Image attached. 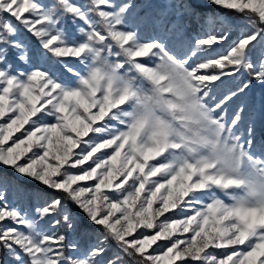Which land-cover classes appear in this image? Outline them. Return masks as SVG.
Instances as JSON below:
<instances>
[{
    "label": "snow or ice",
    "instance_id": "6c2138e0",
    "mask_svg": "<svg viewBox=\"0 0 264 264\" xmlns=\"http://www.w3.org/2000/svg\"><path fill=\"white\" fill-rule=\"evenodd\" d=\"M257 44L264 0H0V264H264Z\"/></svg>",
    "mask_w": 264,
    "mask_h": 264
},
{
    "label": "rangeland",
    "instance_id": "374dc122",
    "mask_svg": "<svg viewBox=\"0 0 264 264\" xmlns=\"http://www.w3.org/2000/svg\"><path fill=\"white\" fill-rule=\"evenodd\" d=\"M210 6H212V5H210ZM233 21L235 22L237 20H233ZM13 23L15 24L16 21L13 20ZM17 26L19 27V25H17ZM66 26L69 29L73 28V25L71 24V20L70 19L67 21ZM197 30H198L197 23L195 21H193L192 22V27L190 29V32L196 33ZM20 38L25 40V41H27L31 45L32 53H33V64L36 65V66H39L41 64V62H42V53H43L44 50L40 48V45H39L38 41L33 36H31L27 31H25L22 27L20 28ZM77 38H79V37H77ZM34 42H37V45H38L37 47L34 44ZM261 47H264V44H257V48H256L255 51H259V49ZM227 48H228V44L226 43L225 45H222L220 47V52L226 51ZM9 60H11L13 62V69L12 70L14 72L17 70V68H20L21 70H26V66L25 65H22L18 61H16L15 53L10 52ZM51 62H52V58L49 56V57H47V60L44 61V64H45V66H48V64H50ZM70 62L73 63V64L76 63L74 61H70ZM56 67L59 69V65H56ZM61 70L62 69H60L58 74L61 76L62 79H66V80H72L73 79L68 74L62 73L63 71H61ZM243 78H245V77L237 76V77H233V78H225L224 82L220 86L219 90L221 92H223V91H226L227 89L235 88L237 86V84L240 82V80L243 79ZM258 88H260V89L258 90ZM247 99L250 102V104L256 109H260V108L264 107V85H261V84L257 83L256 81H253V86H252L251 90L248 93ZM233 107H234V105H233ZM43 119L48 120L49 118L48 117H43ZM263 126H264V122H258V124H257V138H258V140L259 139H264V136L262 137V135H261V132L263 130ZM17 135H19V134H17ZM19 178H21V177H19ZM69 206L72 207L75 210V206L74 205L70 204ZM97 230H98V228H97ZM102 231H103V229L101 228V232ZM84 238L89 239L88 237H83L81 239L82 243H83V239ZM166 246H167L166 242L161 241V242L158 243V246H154V250H155V252L159 253V252L165 250ZM113 250H114V247H113ZM150 251H152V250H150ZM216 251H217V254H222L223 253V250H216ZM5 257H6V255H5Z\"/></svg>",
    "mask_w": 264,
    "mask_h": 264
},
{
    "label": "trees",
    "instance_id": "16d2710c",
    "mask_svg": "<svg viewBox=\"0 0 264 264\" xmlns=\"http://www.w3.org/2000/svg\"><path fill=\"white\" fill-rule=\"evenodd\" d=\"M203 10H204V11H210V12H213V13H224V12H225V10H223V9H218V8H216V7L213 6V5H212V6L207 5L206 9H203ZM226 15H227L229 18L233 19V20H239V17L236 16L235 13L227 12ZM234 35H235V33H234ZM34 44L36 45V47L38 46V45H37V42H34ZM224 45H225V44H224ZM74 62H75V61H74ZM61 71H62V70H61ZM62 73H63V72H62ZM259 89H260V88H258V90H259ZM261 135H262V137L264 136V126H263V130H262V132H261ZM0 170L6 172L9 176H11V177H13V178H15V179H19V180H21L23 183L27 184V185L30 186V187H41L40 185H37V184L35 183V181L27 180L26 178H19V177H17V176H16V173H15L11 168H2V169H0ZM42 190H43V191H49L48 189H42ZM95 231H96V233L98 234V233L101 232V228H98V230L96 229ZM87 242H88V239H87V238H84V239H83V243L86 244ZM113 247L115 248V246H113ZM5 255H6V253H5Z\"/></svg>",
    "mask_w": 264,
    "mask_h": 264
}]
</instances>
